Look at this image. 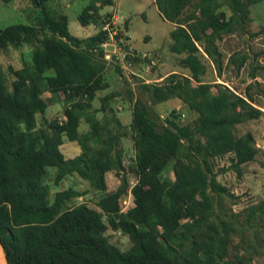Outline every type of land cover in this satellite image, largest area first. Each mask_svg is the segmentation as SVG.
I'll return each mask as SVG.
<instances>
[{"label": "trees", "instance_id": "1", "mask_svg": "<svg viewBox=\"0 0 264 264\" xmlns=\"http://www.w3.org/2000/svg\"><path fill=\"white\" fill-rule=\"evenodd\" d=\"M53 1L59 0H33L39 9L35 24H12L0 32V50L32 48L31 64L10 67L11 89L0 74V240L9 264H254L264 258V199L235 211L239 198L217 171V160L231 155L229 169L242 178L243 166L260 152L254 134L239 135L237 127L264 116V89L257 80L264 66L249 64L244 50L230 53L227 66L237 72L251 68L253 81L239 94L227 85L215 92L204 80V60L221 77L220 43L249 36L252 7L264 6V0H154L161 17L174 25L170 50L184 55L180 64L190 74L143 80L138 94L127 88L135 151L129 167L137 178L128 210L125 177L108 191V175L121 177L126 170L121 143L127 133L114 113L106 115L120 93L104 96L101 109L94 108L110 88L111 66L101 48L108 22H100V12L114 0H89L78 20L100 30L86 38L71 33L68 17L49 7ZM112 68L129 84L119 66ZM172 99L196 117L184 123L180 109L159 115L154 106ZM59 102L63 117L48 121L49 107ZM83 121L90 125L86 133L80 132ZM67 142L78 144L79 155L67 157ZM50 169L56 185L76 174L102 193L95 207L74 204L84 194L72 188L52 193ZM110 229L129 239L128 250L111 241Z\"/></svg>", "mask_w": 264, "mask_h": 264}, {"label": "rangeland", "instance_id": "2", "mask_svg": "<svg viewBox=\"0 0 264 264\" xmlns=\"http://www.w3.org/2000/svg\"><path fill=\"white\" fill-rule=\"evenodd\" d=\"M88 3L89 0H59L53 1L48 5L49 7L52 6L59 14H64L68 17L69 28L73 35L84 38L92 36L100 30L99 27H95L94 25L83 27L78 20L79 14ZM38 15L39 9L34 5L33 0H0V32L12 24H35ZM100 15V22L103 19L106 22H116L118 24V28L120 31L122 30L120 35L123 34L118 40L121 46L123 48L128 46L139 54V57L133 63V72L135 74L129 73V79H127L130 85L124 81L122 76L116 73L112 65H109L111 67L109 68L107 78L110 88L94 101V108L100 110L102 107L101 99L104 96L114 92L120 93L117 98L111 100L110 110L106 115L111 117L114 113L122 121L124 131L127 133V136L122 139L121 143L125 152L124 166L126 170L121 174V177H118L115 172H111L108 175V191L117 190L121 185V179L125 177L128 180L129 193L124 198L127 204L123 203V206L125 210H128L133 204L130 189L136 184L137 178L129 167L135 151L133 135L129 130L133 115L132 103L129 101L127 88L130 86L138 94L140 91L139 84L143 80L149 79L153 83H156L162 82L173 73L181 76H188L190 73L180 64V60L184 55H176L170 50L172 43L171 32L174 29V25L161 17L154 0H114V4L103 8ZM251 17L252 22L249 26L251 34L249 36L240 37L235 35L226 37L220 43L225 61L221 77H219L209 59L206 58L204 60L207 66V75L204 80L213 84V91L215 92L218 91L219 86L228 85L232 91L237 94L241 93L253 81L250 73V62L264 66V33L262 32L264 29V6H253ZM114 48L113 46H109L107 50L114 52ZM241 50L248 52L251 59L245 68L237 72L234 66H227V62L230 53ZM25 63H32V48L30 46L24 45L19 50L14 48L0 50V74L5 77L10 89L14 80L10 67L20 69ZM260 74L257 80L264 89V72H260ZM154 109L163 118L167 117L173 109H180L184 113L182 115L184 123L190 122L196 117L193 114L187 113L182 108L181 102L177 99L157 104L154 106ZM63 110V102L50 106L46 114L47 120L61 119L63 117ZM106 115L102 112L98 113L100 119H103ZM38 122L40 126L42 122L41 116H38ZM89 130L90 125L86 121H83L80 132L86 133ZM247 132L254 134L256 146L260 152L253 162L243 166L242 178H239L235 171L229 169L231 166V155L217 160L219 181L239 198L237 205L233 206L235 211H239L250 204L264 199V116L259 120L249 121L237 127L239 135ZM63 151L70 158L76 157L81 152L78 144L71 142H67L64 145ZM222 169H227L228 171L221 172ZM55 175V170L50 169L46 180L52 188V193L72 188L84 194L73 200L74 204L87 203L95 207L96 201L102 193L93 190L87 181L76 174L66 177L59 185H56ZM108 235L111 237V241L120 247L121 250L126 251L130 248L129 239L122 233L114 232L110 229ZM254 264H264V258L255 259Z\"/></svg>", "mask_w": 264, "mask_h": 264}, {"label": "built area", "instance_id": "3", "mask_svg": "<svg viewBox=\"0 0 264 264\" xmlns=\"http://www.w3.org/2000/svg\"><path fill=\"white\" fill-rule=\"evenodd\" d=\"M103 30L108 32V40L101 45V48L104 50V53H105L104 60L109 65L119 66L122 69L123 73L125 74L126 78L129 79V73H132V74L134 73L133 63L135 59L139 57V54H137V52H135L130 47L123 48V46H121L120 42L118 41L120 29L118 28V24L116 22H108L107 24H105ZM109 46L115 47L114 52L107 50ZM144 57H146V55H144ZM144 81L146 83H153L149 79L144 80ZM123 203L127 204L126 201H123Z\"/></svg>", "mask_w": 264, "mask_h": 264}, {"label": "water", "instance_id": "4", "mask_svg": "<svg viewBox=\"0 0 264 264\" xmlns=\"http://www.w3.org/2000/svg\"><path fill=\"white\" fill-rule=\"evenodd\" d=\"M0 249H1V251L3 253V257H4V263L3 264H9L8 258H7L6 252H5V248H4L3 243L1 242V240H0ZM0 261L2 263L1 259H0Z\"/></svg>", "mask_w": 264, "mask_h": 264}, {"label": "bare ground", "instance_id": "5", "mask_svg": "<svg viewBox=\"0 0 264 264\" xmlns=\"http://www.w3.org/2000/svg\"><path fill=\"white\" fill-rule=\"evenodd\" d=\"M0 259H2V261H3V263H4V257H3V253H2V251H1V249H0Z\"/></svg>", "mask_w": 264, "mask_h": 264}, {"label": "crops", "instance_id": "6", "mask_svg": "<svg viewBox=\"0 0 264 264\" xmlns=\"http://www.w3.org/2000/svg\"><path fill=\"white\" fill-rule=\"evenodd\" d=\"M96 27V26H95ZM81 38V37H80ZM84 38H86V37H84Z\"/></svg>", "mask_w": 264, "mask_h": 264}]
</instances>
